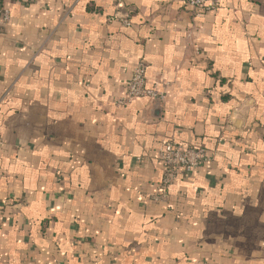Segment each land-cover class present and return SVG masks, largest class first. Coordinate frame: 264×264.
Returning a JSON list of instances; mask_svg holds the SVG:
<instances>
[{
    "label": "crops",
    "instance_id": "crops-1",
    "mask_svg": "<svg viewBox=\"0 0 264 264\" xmlns=\"http://www.w3.org/2000/svg\"><path fill=\"white\" fill-rule=\"evenodd\" d=\"M6 10L0 264H264V0ZM140 62L166 98L118 107ZM168 141L211 160L157 201Z\"/></svg>",
    "mask_w": 264,
    "mask_h": 264
},
{
    "label": "built area",
    "instance_id": "built-area-1",
    "mask_svg": "<svg viewBox=\"0 0 264 264\" xmlns=\"http://www.w3.org/2000/svg\"><path fill=\"white\" fill-rule=\"evenodd\" d=\"M3 0H0V7ZM187 6L196 17H200L207 12H213L220 8L221 0H185ZM10 21V13L6 10L0 23L7 24ZM125 26H131L128 19H122ZM167 86L155 84L148 85L147 68L143 62L136 65L132 78L124 95L115 100L118 107H127L138 99L149 98L165 100ZM3 141L0 138V146ZM161 163L163 165V179L160 185V196L156 198L159 201L167 197L170 187L175 183L180 175L191 173L208 163L211 158L205 148H185L173 141L164 143L159 151ZM202 264H208L204 262Z\"/></svg>",
    "mask_w": 264,
    "mask_h": 264
}]
</instances>
